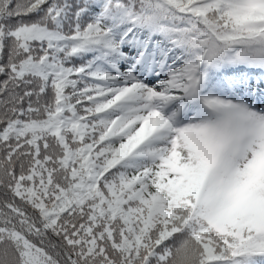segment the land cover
I'll return each instance as SVG.
<instances>
[{
  "label": "snow or ice",
  "instance_id": "obj_1",
  "mask_svg": "<svg viewBox=\"0 0 264 264\" xmlns=\"http://www.w3.org/2000/svg\"><path fill=\"white\" fill-rule=\"evenodd\" d=\"M0 264H264V0H0Z\"/></svg>",
  "mask_w": 264,
  "mask_h": 264
}]
</instances>
